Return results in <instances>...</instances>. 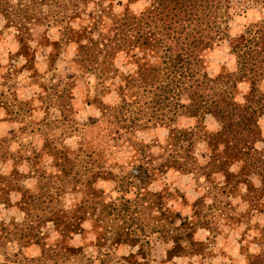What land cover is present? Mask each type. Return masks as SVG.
I'll list each match as a JSON object with an SVG mask.
<instances>
[{"label": "rangeland", "instance_id": "obj_1", "mask_svg": "<svg viewBox=\"0 0 264 264\" xmlns=\"http://www.w3.org/2000/svg\"><path fill=\"white\" fill-rule=\"evenodd\" d=\"M242 1L231 0L235 12L228 19L227 38L204 51V63L211 76L224 68L235 69L231 48L244 40L247 26L264 20L263 2L250 0L241 4ZM107 2L120 11L126 4L139 10L148 0H104ZM88 4L92 6L91 1ZM78 21L71 22L76 25ZM45 24L43 21L29 28L27 48L20 46L16 28L4 26L0 18V174L4 175L0 177V186L7 189L5 195L0 190V224L7 228L0 230V264L16 260L12 253L19 247L21 236L17 233L23 228L41 231L48 243L59 242L58 253L33 264H103L99 258L109 264H248L254 255L263 256V183L255 174L239 177L238 161L229 167L237 177L197 167L191 170L168 167L161 173L154 172L142 190L156 195L146 194L143 201L136 199L137 203L129 204L128 208L123 204L119 210L110 208L109 200L121 196L116 188L118 179L106 177L90 182V168L103 166L122 175L135 160L162 164L170 153L166 145L168 129L149 123L117 140L115 146L107 142L103 135L107 124L101 117L99 103L102 100L112 105L117 100L115 92L99 91V74L74 69L69 62L75 51L74 42L60 40L57 25L51 23L46 28ZM31 55L29 66L38 72L39 80L53 81L59 75L73 80L67 107L66 103L61 107L55 99L50 100L49 107V100L41 101L38 96L41 87L31 81V70L24 67L25 56ZM111 63L122 72L135 68L124 52H119ZM256 70H263V62ZM6 74L10 80L3 85L1 81ZM260 77L263 81V76ZM247 89L248 83H238L237 96ZM259 90L264 92L263 82ZM15 95L20 100L29 99V104H16ZM7 100L13 104L5 108ZM181 100H185L184 95ZM173 124L192 130L191 150L196 166H204L210 148L202 125L207 130H216V120L209 114L202 122L178 114ZM258 124L264 135V114L259 115ZM183 145L180 144L182 151ZM255 146L261 148L263 143L256 141ZM126 195L131 197L130 193ZM60 209L79 223L78 231L64 238L50 220L40 217L47 210ZM182 220L190 221L191 239L196 244L189 251L173 255L169 231L178 232L176 226ZM30 224L34 227L30 228ZM127 227L137 230L139 238L135 243L114 242L115 231L126 232ZM181 242L184 245L185 239ZM62 243L69 249L60 250ZM21 251L32 257L39 249L28 245L21 246ZM129 254L133 256L124 260Z\"/></svg>", "mask_w": 264, "mask_h": 264}, {"label": "trees", "instance_id": "obj_2", "mask_svg": "<svg viewBox=\"0 0 264 264\" xmlns=\"http://www.w3.org/2000/svg\"><path fill=\"white\" fill-rule=\"evenodd\" d=\"M90 1L92 6L88 4ZM252 1L264 3V0ZM244 3H250V0L241 2ZM234 6L231 0H148L139 10L126 4L122 10L115 11L112 4H106L104 0H0V18L4 26L16 28L21 47L27 45L31 26L46 21L48 28L54 23L60 40L75 44V51L69 60L74 69L99 74L100 92L113 89L117 100L112 105L102 100L99 103L101 117L107 124L103 133L107 142L115 146L117 140H123L132 131L149 123L167 127L166 145L170 153L162 164L135 160L130 162L122 175L114 174L103 166L90 168V182L97 178L109 177L113 180L117 177L118 180H114L121 196L109 200L111 209L119 210L122 204L128 208L129 204L137 203L136 199L143 201L146 194L156 195L142 189L151 181L154 172L161 173L168 167L183 170L197 167L203 171L210 168V171H221L225 177H237L229 167L238 161L241 164L238 176H259L264 190V135L258 124L259 115L264 114V92L259 90L261 82L264 83V20L247 26L244 40L239 46L231 48L236 62L234 70L224 68L211 76L203 59L207 48L227 38L228 19L235 12ZM74 19H79L76 25L71 22ZM119 52L127 54L135 63V68L125 72L113 68L111 62ZM32 58V55L25 56L27 63L24 67L31 70V81L41 87L38 94L41 101L49 100V107L52 106L50 100L55 99L61 107L64 106L71 97L73 80L63 75L53 81L39 80L38 72L29 66ZM260 62H263V70H256ZM8 75H3L1 84L8 83ZM260 76H263V81ZM240 82L248 83V89L238 97L237 85ZM182 95L185 96L184 101L181 100ZM13 100L18 105L29 104V99L20 100L16 95ZM5 103V108L13 104L10 100ZM178 114L193 116L199 122L209 114L216 120V130H207L202 125L210 148L204 166H196L191 150L192 130L173 124ZM256 141H261L263 146L257 148ZM180 144H184V151ZM0 177L4 175L0 174ZM0 190L2 195L7 194L4 186H0ZM40 217L50 220L62 238L79 229V223L61 209L47 210ZM189 223V220H182L176 226L178 232L169 231L171 251H175L173 255L195 246ZM28 226L34 227L32 224ZM186 226L188 230H185ZM0 230H7L2 222ZM21 230L17 233L21 236L18 238L19 247L12 253L16 260H7L5 264H33L46 261L58 253L59 242H46L41 231ZM121 231H115L114 242L132 244L139 238L135 228L127 227L126 232ZM182 239H185L184 245L191 246H184ZM28 245L38 247L36 256L22 253L21 246ZM60 248L69 249L63 243ZM72 251L75 253L76 249ZM131 256L129 254L123 259ZM99 259L103 264H109L104 258ZM249 260L248 264H264V247L263 256L254 255Z\"/></svg>", "mask_w": 264, "mask_h": 264}]
</instances>
